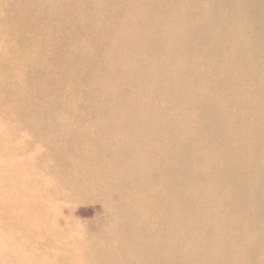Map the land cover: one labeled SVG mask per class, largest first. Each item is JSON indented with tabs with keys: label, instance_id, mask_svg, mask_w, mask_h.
<instances>
[{
	"label": "rangeland",
	"instance_id": "374dc122",
	"mask_svg": "<svg viewBox=\"0 0 264 264\" xmlns=\"http://www.w3.org/2000/svg\"><path fill=\"white\" fill-rule=\"evenodd\" d=\"M0 264H264V0H0Z\"/></svg>",
	"mask_w": 264,
	"mask_h": 264
}]
</instances>
